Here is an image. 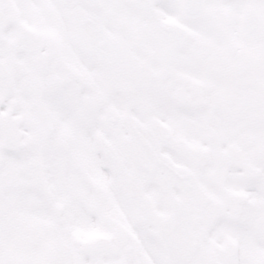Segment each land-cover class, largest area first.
Masks as SVG:
<instances>
[{
  "label": "snow or ice",
  "instance_id": "snow-or-ice-1",
  "mask_svg": "<svg viewBox=\"0 0 264 264\" xmlns=\"http://www.w3.org/2000/svg\"><path fill=\"white\" fill-rule=\"evenodd\" d=\"M0 264H264V0H0Z\"/></svg>",
  "mask_w": 264,
  "mask_h": 264
}]
</instances>
